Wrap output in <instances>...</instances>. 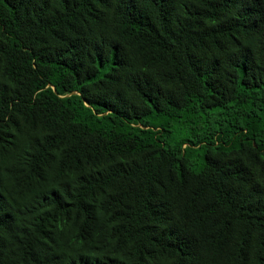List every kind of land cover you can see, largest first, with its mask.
<instances>
[{"label":"trees","instance_id":"obj_1","mask_svg":"<svg viewBox=\"0 0 264 264\" xmlns=\"http://www.w3.org/2000/svg\"><path fill=\"white\" fill-rule=\"evenodd\" d=\"M0 264H264V0H0Z\"/></svg>","mask_w":264,"mask_h":264},{"label":"rangeland","instance_id":"obj_2","mask_svg":"<svg viewBox=\"0 0 264 264\" xmlns=\"http://www.w3.org/2000/svg\"><path fill=\"white\" fill-rule=\"evenodd\" d=\"M184 135H185V133L183 131H178L175 134V138L176 139H179L180 137H183Z\"/></svg>","mask_w":264,"mask_h":264}]
</instances>
